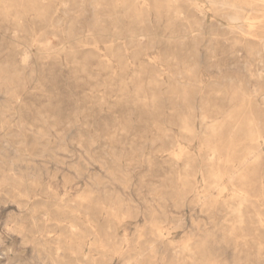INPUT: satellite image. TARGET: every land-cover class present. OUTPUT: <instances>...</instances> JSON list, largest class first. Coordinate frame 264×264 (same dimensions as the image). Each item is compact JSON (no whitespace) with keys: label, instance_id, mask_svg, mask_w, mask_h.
Wrapping results in <instances>:
<instances>
[{"label":"rangeland","instance_id":"374dc122","mask_svg":"<svg viewBox=\"0 0 264 264\" xmlns=\"http://www.w3.org/2000/svg\"><path fill=\"white\" fill-rule=\"evenodd\" d=\"M259 2L0 0V264H264Z\"/></svg>","mask_w":264,"mask_h":264},{"label":"bare ground","instance_id":"6f19581e","mask_svg":"<svg viewBox=\"0 0 264 264\" xmlns=\"http://www.w3.org/2000/svg\"><path fill=\"white\" fill-rule=\"evenodd\" d=\"M219 1V0H218ZM236 2H238V0H235ZM142 3V2H141ZM255 3H257V2H255ZM259 3H262L263 4V6H264V0H260V2ZM135 4V3H134ZM227 4V3H226ZM239 4V3H238ZM224 5V4H223ZM240 6H241V8L244 10V8L242 7V5L241 4H239ZM142 6V5H141ZM238 7V6H237ZM240 8V7H239ZM257 10V9H256ZM258 11V10H257ZM256 11V12H257ZM232 15V14H231ZM230 15V16H231ZM243 18V23H242V21H241V23H242V27L241 28H244V27H249L250 29L252 28H254V25H253V23H250V20H251V17H250V15H248V14H246L245 13V15H244V17H242ZM230 19V18H229ZM230 21V20H229ZM234 21H236V23H238L237 22V20H234L233 19V22ZM235 23V22H234ZM240 23V24H241ZM237 26V25H236ZM233 27V26H232ZM237 28V27H236ZM241 28H239V29H241ZM249 28H247V29H249ZM233 29V28H232ZM231 29V30H232ZM233 31V30H232ZM243 31V30H242ZM130 40H132V39H130ZM133 41V40H132ZM135 41H136V39H135ZM197 106V105H196ZM196 109V108H195ZM253 120V119H252ZM254 122V121H253ZM255 126V125H254ZM240 133H241V137H242V139L244 140V139H246L247 138V136H248V134L246 133V131L244 130V128L240 131ZM197 137V136H196ZM196 142V141H195ZM258 147V146H257ZM263 147V146H262ZM36 163V162H35ZM38 165V164H37ZM200 171V170H199ZM43 174V173H42ZM225 187V186H224ZM238 196V195H237ZM244 197V196H243ZM28 200V199H27ZM230 207V206H229ZM22 210V209H21ZM23 211H24V208H23ZM16 212V211H15ZM28 215V214H27ZM44 215V214H43ZM48 217V216H47ZM45 219V218H44ZM38 223V222H37ZM33 224V223H32ZM35 227V226H34ZM59 227V226H58ZM71 227V226H70ZM123 227V226H122ZM13 228V227H12ZM72 228H74V227H72ZM71 230V229H70ZM72 233V232H71ZM42 235V234H41ZM35 236V235H34ZM40 236V235H39ZM33 237V236H32ZM92 238V237H91ZM36 239V238H35ZM27 240V239H26ZM88 240H90V239H88ZM124 240V239H123ZM144 240V239H143ZM57 241H58V239H57ZM9 244V243H8ZM127 244V243H126ZM21 245V244H20ZM92 245V244H91ZM24 247V246H23ZM89 247H90V245H89ZM38 248V247H37ZM43 249V248H42ZM85 249V248H84ZM87 249V248H86ZM90 249V248H89ZM162 249V248H161ZM39 250V249H38ZM122 250V249H121ZM7 251V250H6ZM57 251V250H56ZM73 254V253H72ZM83 254V253H82ZM124 254V253H123ZM58 255V254H57ZM92 257H94V256H92ZM46 258V257H45ZM74 258V257H73ZM23 259V258H22ZM82 259H84V258H82ZM164 259V258H163ZM44 260V259H43ZM23 261V260H22ZM81 260H78V262H80ZM21 262V261H20ZM76 262V261H75ZM84 262V261H83ZM54 264V263H53Z\"/></svg>","mask_w":264,"mask_h":264}]
</instances>
